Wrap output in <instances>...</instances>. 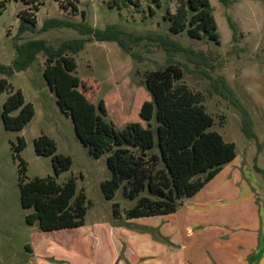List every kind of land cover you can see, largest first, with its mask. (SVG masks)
<instances>
[{"label":"rangeland","instance_id":"1","mask_svg":"<svg viewBox=\"0 0 264 264\" xmlns=\"http://www.w3.org/2000/svg\"><path fill=\"white\" fill-rule=\"evenodd\" d=\"M209 2L220 36L218 44L192 39L186 31L170 33L165 17L168 11L175 12V0H7L0 15V66L12 73H0V79L9 84L0 94V264H81L64 257L67 245L99 222L122 225L124 211L136 204L124 197L122 187L112 200L104 198L100 183L111 177L109 154L98 159L89 154L43 78L44 48L56 52L70 41L83 40L77 53L68 54L77 64L74 74L81 82L79 91L95 106L103 101L105 120L118 131L132 126L141 134L147 128L140 117L142 104L150 100L145 74L169 64L180 67L181 82L202 96L214 120L210 130L235 144L236 158L223 167L220 176L231 165L250 191L264 200V0H229L227 6L218 0ZM69 3L76 6V12ZM35 4L38 11L32 7ZM23 12L34 15V26L22 21ZM67 24L101 31L114 26L124 48L116 42H97L85 35L83 27L74 29ZM29 42L44 47L21 69L23 60L17 47L27 48ZM223 84L232 97L227 96ZM16 90L33 105L35 114L24 129L11 132L5 130L1 113L4 101ZM241 110L252 123L253 138L243 133ZM151 125L154 129L155 119ZM41 135L54 141L57 154L72 160L71 169L56 180L62 184L69 177L76 179L77 193L85 195L83 227L44 233L36 224L25 222L32 209L25 210L20 204L19 159L13 146L19 137L24 139L19 155L26 163V181L53 177L51 157L37 156L34 151V140ZM114 203L122 215L119 219L113 216ZM46 247L52 248L55 258L41 254Z\"/></svg>","mask_w":264,"mask_h":264},{"label":"trees","instance_id":"2","mask_svg":"<svg viewBox=\"0 0 264 264\" xmlns=\"http://www.w3.org/2000/svg\"><path fill=\"white\" fill-rule=\"evenodd\" d=\"M175 1V12L168 11L165 17L170 22V33L178 35L186 31L192 39L205 38L219 43L220 36L209 0ZM218 1L224 6L229 4V0ZM6 2H0V15ZM69 6L74 12L77 11L75 5L69 3ZM32 7L38 11L36 4ZM60 7L64 8L62 4ZM23 15H26L22 17L23 22L32 26L36 24L33 14L23 12ZM81 15L84 18V12ZM67 25L74 29L83 27L85 35L92 36L97 42H116L124 48L120 33L114 26L101 31L88 26ZM229 26L234 30L230 21ZM82 44L83 40L70 41L56 52L44 48L46 63L43 78L55 93L61 112L71 118L75 133L89 154L95 159L109 154L107 167L111 177L100 183L104 198L112 200L122 187L124 197L136 200L132 208L124 211V220L175 213L184 200L194 197L225 165L234 161L235 144L210 130L214 120L207 113L202 96L181 82L183 71L173 64L145 74V87L150 100L142 104L140 117L147 128L141 134L132 126L122 131L116 130L111 122L105 120L103 101L95 106L79 91L81 82L74 74L77 64L74 57L68 54L77 53ZM27 45V48L17 47V54L23 60L21 69L29 65L35 53L44 47L39 42H29ZM0 73L10 75L12 70L0 66ZM223 85L227 96L232 97V92ZM8 87L7 80L0 79V94ZM241 112L243 133L253 138L252 123L247 113ZM34 114L33 105L25 102L22 92L16 90L4 101L1 118L5 130L18 132L24 129ZM154 119L156 126L153 129L151 121ZM24 146V139L19 137L13 150L19 159L20 204L25 210L32 209L25 216V222L28 225L36 224L38 230L44 233L83 227L85 195L83 192L77 193L76 179L69 177L62 184L56 180L71 169V158L57 154L54 141L41 135L34 140V151L37 156L51 157L54 176L26 181V163L19 155ZM118 208V204L114 203L115 219L122 216Z\"/></svg>","mask_w":264,"mask_h":264},{"label":"crops","instance_id":"3","mask_svg":"<svg viewBox=\"0 0 264 264\" xmlns=\"http://www.w3.org/2000/svg\"><path fill=\"white\" fill-rule=\"evenodd\" d=\"M231 165L175 213L99 222L64 257L81 264H264V200ZM51 251L41 254L55 258Z\"/></svg>","mask_w":264,"mask_h":264}]
</instances>
